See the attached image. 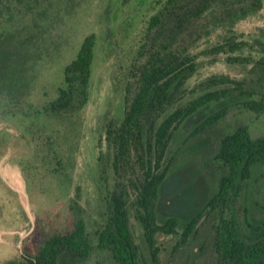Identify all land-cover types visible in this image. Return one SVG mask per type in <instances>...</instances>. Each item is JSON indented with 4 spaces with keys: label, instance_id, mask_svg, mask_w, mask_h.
<instances>
[{
    "label": "trees",
    "instance_id": "obj_1",
    "mask_svg": "<svg viewBox=\"0 0 264 264\" xmlns=\"http://www.w3.org/2000/svg\"><path fill=\"white\" fill-rule=\"evenodd\" d=\"M118 2L124 14L131 0ZM134 8L136 16L122 15L129 26L137 24L122 84L123 113L100 118L103 127L96 136L90 186L99 220L89 230L74 173L97 34L85 36L64 65L55 95L38 99L63 9L55 0H0V122L6 125L0 144L15 136L25 143L23 169L53 175L75 215L69 230L6 264H91L94 254L102 255L94 264H163L159 236L176 237L175 253L198 235L208 215L217 219V264H264V217L254 221L247 207L242 214L235 207L256 166L264 165V134L254 135L241 122L222 137L210 160L217 178L213 193L207 181L186 172L192 162L180 160L193 137L233 108L264 114V26L243 27L262 18L264 0H134ZM220 61L252 65L258 76L221 72L193 81L204 62Z\"/></svg>",
    "mask_w": 264,
    "mask_h": 264
},
{
    "label": "rangeland",
    "instance_id": "obj_2",
    "mask_svg": "<svg viewBox=\"0 0 264 264\" xmlns=\"http://www.w3.org/2000/svg\"><path fill=\"white\" fill-rule=\"evenodd\" d=\"M108 1L111 8L108 11L109 21H106ZM55 4L63 9L62 16H58L62 24L52 32L49 60L41 71L36 92L38 99L44 98L46 93L55 95L57 87L62 83L64 65L74 57L85 36L95 32L98 37L91 99L83 111L82 134L74 173L75 184L82 186L79 203L84 208L83 215L88 221L89 230H92L95 219L99 220L94 210L95 199L90 186L93 182L91 171L97 156L96 136L103 127L100 118L106 116L107 120L123 113L122 84L132 57L131 38L136 32L138 19L135 18L132 25H136L132 27L123 18L127 14H136L134 0H131L129 7L126 6L124 14L119 9L118 0H55ZM261 15L262 18L248 21L243 27L252 30L256 26H264V10ZM253 71L252 65L245 68L230 66L221 61L214 64L204 62L193 81L221 72L256 78L258 71ZM241 122L249 124L254 135L264 134V114L255 117L253 112L235 107L226 118L193 137L180 156L181 163L185 164L189 160L192 162V171L189 167L186 172L191 173L199 182L207 181L212 187V193L217 190V178L210 160L222 137ZM4 128L6 125L0 122V130ZM27 152L25 143L16 136L7 145L0 144V264L20 258L25 252H35L38 244L48 236L69 230L75 217L69 207L70 203L68 205L69 199L64 198L53 175L42 168L32 172L23 169L20 158L26 156ZM74 194L75 186L69 196ZM263 206L264 165H259L254 169L247 189L236 199L235 207L240 214L247 207L251 218L260 221L264 217ZM216 220L214 215L205 216L198 235L175 253L173 245L176 237L161 234L159 240L165 246L161 254L163 264H217L213 248ZM134 222L139 230L137 222ZM101 256L94 254L91 264Z\"/></svg>",
    "mask_w": 264,
    "mask_h": 264
}]
</instances>
